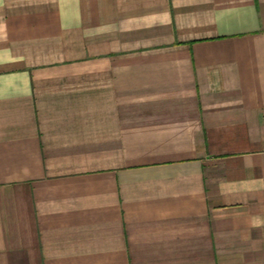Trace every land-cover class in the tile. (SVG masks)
Returning <instances> with one entry per match:
<instances>
[{"label": "crops", "instance_id": "obj_1", "mask_svg": "<svg viewBox=\"0 0 264 264\" xmlns=\"http://www.w3.org/2000/svg\"><path fill=\"white\" fill-rule=\"evenodd\" d=\"M0 264H264V0H0Z\"/></svg>", "mask_w": 264, "mask_h": 264}]
</instances>
